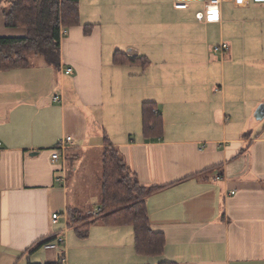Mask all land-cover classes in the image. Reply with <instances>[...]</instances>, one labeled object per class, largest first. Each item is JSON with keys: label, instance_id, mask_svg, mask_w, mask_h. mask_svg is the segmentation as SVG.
Here are the masks:
<instances>
[{"label": "crops", "instance_id": "crops-1", "mask_svg": "<svg viewBox=\"0 0 264 264\" xmlns=\"http://www.w3.org/2000/svg\"><path fill=\"white\" fill-rule=\"evenodd\" d=\"M5 2L0 37H23L4 26ZM173 3L80 0L58 69L40 61L0 71V264H264V94L248 88L243 64L258 25L248 16L264 20V7L221 0L218 23L207 24L196 20L200 3ZM222 43L228 50L214 52ZM116 50L148 64L114 65ZM143 103L161 116L157 138L143 136ZM66 137L58 183L50 155ZM105 139L141 186L161 187L145 200L150 228L165 240L160 256L138 255L129 226L95 222L84 237L68 226V210L98 218L92 187ZM57 237L65 262L42 247Z\"/></svg>", "mask_w": 264, "mask_h": 264}, {"label": "trees", "instance_id": "trees-1", "mask_svg": "<svg viewBox=\"0 0 264 264\" xmlns=\"http://www.w3.org/2000/svg\"><path fill=\"white\" fill-rule=\"evenodd\" d=\"M79 3L80 0H6L2 8L4 26L22 29L25 35L19 38L0 37V71L26 68L31 64V56L58 69L60 31L79 25ZM91 29L92 25H85L84 34H89ZM112 63L141 67L148 64L143 57L129 58L118 50L113 53ZM141 124L145 139H154L161 134L162 119L153 103L142 104ZM105 141L107 145L101 156L98 218L93 220L90 213L68 210V226L74 228L81 237L86 236L89 227L95 222L129 226L133 231L134 250L138 255L160 256L165 240L162 234L151 230L145 200L161 187L141 186L128 170L118 150L109 144L108 139Z\"/></svg>", "mask_w": 264, "mask_h": 264}, {"label": "built area", "instance_id": "built-area-1", "mask_svg": "<svg viewBox=\"0 0 264 264\" xmlns=\"http://www.w3.org/2000/svg\"><path fill=\"white\" fill-rule=\"evenodd\" d=\"M192 2H198L202 5V10L196 14V20L200 23H218L219 21V4L221 0H174L173 6L175 9L184 10L187 9L189 4ZM233 4L235 7L245 8L251 4L260 5L264 7V0H233ZM66 34L65 30L60 31V37ZM228 50V46L225 43L220 44L218 47H214V52H225ZM65 75L72 74L71 68H67L64 71ZM54 102L58 101V97L53 98ZM72 145V140L70 137L63 138L59 140L55 146L51 150L50 162L53 165L59 166V172L55 178V181L58 183L65 182V170H64V162H65V151ZM99 212L96 211L95 214ZM59 219L58 214H53L51 216V222L53 224L57 223ZM64 239L62 237H57L52 241L46 242L42 245L45 251L60 253V262H65V258L61 253L60 246L63 244Z\"/></svg>", "mask_w": 264, "mask_h": 264}, {"label": "rangeland", "instance_id": "rangeland-1", "mask_svg": "<svg viewBox=\"0 0 264 264\" xmlns=\"http://www.w3.org/2000/svg\"><path fill=\"white\" fill-rule=\"evenodd\" d=\"M190 4H196V3L192 2ZM106 13L109 15L108 11H106ZM248 17L257 21L258 25L256 26L255 32L246 36V40H245L246 42L245 43V55L243 57L244 59L243 64L245 65V76H246L245 79L247 81L246 83H247L248 88L252 86V89L256 93L264 94V20L258 18L260 17V15L256 13H254L252 17L250 16ZM102 25H104V27L107 26L108 28H106V30L110 32L112 25H113L112 19L109 18L108 16L103 17ZM18 33H21L20 35L22 36L25 35L24 30ZM111 35H112V31L110 32V36ZM111 41H112V37L110 38V43ZM241 59H242L241 57L237 58L238 65L235 67L236 71L233 73L237 81L239 80V76H241V72H242L241 71L242 65L240 67V63L242 64ZM40 61L41 60L35 56H31L29 58V62L31 64H37V63H40ZM262 121H264V119ZM97 189H98V195H100V191H99L100 183L92 187V190H97ZM93 194H95L94 191H93ZM90 195L91 194L83 196L81 200L84 202L86 199L90 197Z\"/></svg>", "mask_w": 264, "mask_h": 264}, {"label": "water", "instance_id": "water-1", "mask_svg": "<svg viewBox=\"0 0 264 264\" xmlns=\"http://www.w3.org/2000/svg\"><path fill=\"white\" fill-rule=\"evenodd\" d=\"M264 116V104L260 105L257 109V117H263Z\"/></svg>", "mask_w": 264, "mask_h": 264}]
</instances>
